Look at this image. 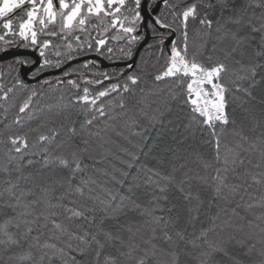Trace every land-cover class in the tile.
<instances>
[{
	"label": "trees",
	"instance_id": "16d2710c",
	"mask_svg": "<svg viewBox=\"0 0 264 264\" xmlns=\"http://www.w3.org/2000/svg\"><path fill=\"white\" fill-rule=\"evenodd\" d=\"M176 2L170 0V3ZM252 11L249 7L248 15ZM255 11L259 13L260 9ZM158 15H161V10ZM218 17L219 12L210 13L213 27L210 31L202 29L199 36L193 31L200 27L198 21L190 23L189 58L196 54L205 64L222 61L228 65L229 73L225 78L229 89L226 94L227 111L230 121L235 123L230 122L226 126L219 122L208 126L198 114V122L192 120V105L182 103L187 99L186 84L174 87V78L159 82L154 80L157 72L166 66V57L160 55L159 48L149 49L148 45L140 51L133 69L125 70L128 73L135 70L141 76L140 82L130 84L129 92H114L102 98L106 114L103 117L96 114L98 118L92 124H85V120L90 119L93 113L86 117L85 106L71 101L72 94L77 91L82 94L85 85L81 79H75L81 84L79 90L66 82L44 83L48 80L30 85L22 81L18 84L13 64L5 66L0 80V97L7 92V98L0 99V224L13 218L8 232L17 243H9L8 236L0 233V241H4L0 243V264H72L73 258L80 264L85 259L91 261L94 252L85 258L60 241L49 239L52 220L61 226L56 235L66 231L82 236L83 232L76 227L77 224H83L89 232L96 231V225L104 216L102 209L107 208L112 213L122 197L127 198L123 200L124 206L105 219L102 225L103 233H110L113 239L108 241L105 235L98 236L105 243L101 262L105 256L111 255L116 258L117 264H134V258L144 255L147 250L148 264H264V183H255L256 179H261L259 173L264 171V55H256L258 51L264 52V48L261 47L259 32L253 34L255 39L249 43L236 45L231 39V32L237 31L238 26L227 24L224 32H217L215 21ZM168 19L171 17L168 16ZM254 23L259 27V22ZM249 31L242 29L239 35H246ZM149 35L151 44L150 30ZM221 35L224 39L217 43V37ZM110 44L108 40L107 46L111 47ZM140 44L133 46V57ZM213 44H217L215 50ZM114 46L116 62L133 59H121L123 53L120 49L127 50L126 41ZM164 50L169 52L170 46L164 47ZM79 66L70 71L76 72ZM121 69L116 68L111 81L102 86L87 85L91 93L94 95L111 83H119L122 88L124 77L119 75ZM237 76L242 79L236 80ZM231 81L241 88L254 84L250 88L252 96L243 91L237 92ZM9 88L11 92H8ZM33 90L37 94L32 97L25 112L20 113V105ZM118 95L124 101V108L119 106ZM109 99L113 101L110 107L107 105ZM17 116L20 117L19 123L15 122ZM30 129L37 131L31 132ZM50 129L57 132L55 138L51 142H40L41 134L52 135ZM214 131L219 134L221 142L220 162L215 160ZM24 133L28 134V147L16 153L7 136ZM241 136L246 139H241ZM69 138L70 142L57 147ZM84 140L88 143H83ZM253 144L256 145L254 149L251 147ZM225 148L233 149L245 163L235 167L234 172L221 173L228 187L216 196L214 188L217 181L212 178L216 175V168L225 167ZM73 152L76 153L75 158ZM10 156L16 159L9 162ZM77 163L80 171L70 181L68 178ZM206 164L210 167L205 168ZM257 164L261 167H255ZM154 172L171 175L175 184L186 177L191 178L185 180V189L193 195L198 194L199 200L185 201L174 183L161 179ZM8 180L15 183L17 196L21 192L26 193L21 197L20 204L15 197L8 196ZM235 185L239 187L233 194L229 189ZM160 187H165L166 191L160 192ZM65 193L70 196L61 200ZM165 196L167 199H163ZM237 203L242 206L237 208ZM57 204L58 208L51 207ZM81 204L87 207H81ZM24 205H28L27 211L31 214L19 217L18 214L26 210ZM244 205L253 207L245 208ZM189 208L193 209L192 212L188 211ZM52 211L60 215L45 221L44 216ZM73 211L80 212V217L72 221L65 219ZM157 217L161 218L160 224L153 223ZM20 220H34L35 223L24 224ZM167 220L176 222L169 223L165 228L163 222ZM45 224L47 226L42 227ZM29 227L32 231L23 236ZM204 229H208L206 238L201 237ZM177 231L184 234L183 241L175 244L165 241V232L175 238ZM41 232L44 235L37 244L32 237ZM85 239L90 240V237ZM205 239L208 243L218 241V250L210 252ZM45 241L56 244L63 251L52 255L51 250L41 247ZM72 244L74 247L82 246L78 239ZM92 247L94 249L95 244ZM130 247L131 257L120 255L121 252L127 254ZM45 252L48 254L44 255ZM208 252L210 255H205Z\"/></svg>",
	"mask_w": 264,
	"mask_h": 264
},
{
	"label": "snow or ice",
	"instance_id": "6c2138e0",
	"mask_svg": "<svg viewBox=\"0 0 264 264\" xmlns=\"http://www.w3.org/2000/svg\"><path fill=\"white\" fill-rule=\"evenodd\" d=\"M163 4V8L161 9V15H157L154 12V6H157V0H58L59 10H57L54 0H0V41H3L4 44L9 46L15 45V38H19L23 43L19 45V47L23 48H34L39 51V56L42 58L40 62V69L37 70V74L40 70L54 66L60 67L62 64L61 60H56L55 63L48 57V50L51 47H55L57 51L55 55L57 57L61 56L62 53L59 51L60 45H53V42L49 39H44L41 41L39 39V33L43 32L47 36H57L60 39H67L69 42L65 45L68 49L67 53H64L67 60L73 59L72 52L77 49L83 50L84 45L87 44L89 49L95 47V51L104 55L105 58L111 59L110 55H106L104 49H107V53L111 54L113 52L112 47L107 46V37L104 36L105 33L109 31V28L116 29L117 35L113 36L114 40H126L127 42V50L125 51L123 48L120 51L123 53L121 59L130 60L133 58V46L145 42L148 39L149 30L152 35L153 43L148 44L149 49L159 48L160 55L166 57V66L162 68V70L158 71L154 76V80L159 82L164 80L165 78H174L176 84L174 87H180L181 85L186 84L185 95L187 99L182 101V103H188L192 105V120L194 122L197 121V115L199 117H203V123L208 124L209 126L214 125L216 122H219L221 125H228L230 122L235 123V121H230L229 114L227 111L228 100H227V92L229 91L225 78L229 73V67L226 63L222 61H217L212 64H205L201 62L196 54H193L191 58H189V27L191 22L198 21L200 27L193 29L196 36L201 35V30H211L214 24L213 19L210 18V13L219 12V17L216 19L215 24L217 25V32H224L225 25L234 24L238 26L237 31L231 32V39L235 41V44L238 46H242L244 44L249 43L251 40L255 39L253 34L259 32L261 33V47L264 48V0H177L176 3H170V0H160ZM249 7L253 9L251 15H248ZM255 9H260L259 13L255 11ZM202 13V14H201ZM225 13H228L225 16ZM147 16V19H146ZM168 16L171 19H168ZM91 17H96L100 20L101 24L105 25L103 29V33L101 36L104 38H96L95 46L91 42L92 37L86 36L84 40H81L79 35L75 33L78 32H88V26L91 25ZM104 17H111V22L108 23L104 20ZM247 17V19H246ZM221 18L223 22L221 23ZM254 21L259 22V27L256 26ZM37 24L40 27H37ZM59 26V33H62V36L58 34L56 30H47L49 25H57ZM96 27L95 25H92ZM145 28L143 33L140 32L141 28ZM242 29L250 30L246 35H239V31ZM164 30V31H161ZM175 34V38L170 39ZM227 33H225L226 35ZM8 37H12V39H8ZM71 39L75 40V45L71 42ZM170 39V51L165 53L164 47L166 41ZM182 39V46H181ZM224 39V35L217 37V43ZM217 44H213V50H215ZM6 51L5 48H0V52ZM233 52L236 51V48L233 47ZM230 55V54H229ZM257 56L264 55V52L258 51L256 53ZM211 58L209 57V60ZM16 64L24 65L35 63V61H29L25 59L18 58L15 61ZM237 64L240 61H236ZM90 64L85 63L83 65L84 69L89 68ZM128 69H133L132 64L127 65ZM253 74L254 70H253ZM72 72H64L65 77L72 76ZM79 75L83 78V84L85 85L82 89V94L77 91L76 94L71 95V101L76 104H83L85 106V116L87 117L89 113H93L90 119L85 120V124H92L94 120L99 117H103L106 114V105L103 102L102 98L111 96L112 93L119 92H129L130 84L136 85L140 82L141 76L133 70L131 73H127L124 69H121L119 75L124 77V83L121 85L119 83H111L107 87H102V90L96 91L93 95L90 91V88L87 85H101L103 80H110L112 77L107 72H98L94 75L97 77L96 79H87L84 77V72H80ZM242 77L237 76L236 80H240ZM16 82L19 84L21 81L19 78L16 79ZM67 83L72 88L79 90L81 88V84L77 82L75 79H67L64 81L61 78L57 79V83ZM236 86V91H243L248 96H252V92L250 88L254 87L253 85H249L248 88H241L239 84H236L235 81H231ZM256 81L255 83H258ZM44 83H49V81H45ZM12 89L9 88L8 92H11ZM37 93L35 90L31 91L27 99L20 105L19 111L20 113L25 112V110L29 107V102L32 97ZM7 92L4 96L0 97V99H6ZM120 99V107L124 108L125 104L122 99L118 95ZM173 99H176V96L173 95ZM99 102V103H98ZM113 101L109 99L107 101L108 107L112 106ZM98 114V116L96 115ZM16 123L20 122V117L17 116ZM65 122H67V117L65 118ZM29 131L35 132L37 129H30ZM52 135H44L41 134L39 136L40 142H51L57 132L55 130H51ZM212 136L215 138V160L216 162L221 161V142L219 139V134L215 131L212 133ZM241 139H246V137L241 136ZM69 141H61L57 147H62ZM7 141L12 145V149L16 153H21L23 149L28 147V134H9L7 136ZM208 141H205L207 143ZM83 143L87 144L88 141L84 140ZM253 149L256 147L255 144L251 146ZM47 152V149H45ZM75 158L76 153H72ZM262 155H264V151H262ZM15 157H9V162H11ZM47 159V157H46ZM65 166H67V162L65 161ZM245 161L242 158H239L238 154L233 151L231 148L224 149L223 155V164L225 167L223 169L216 168V175L212 178L214 181H217V184L214 188V193L216 196H220L223 193V189L227 188L228 185L224 184L225 176L221 173H227L228 171H235V167H239L244 165ZM250 163V161H249ZM210 167V165L206 164L205 168ZM255 167H261L260 164L255 165ZM80 171L79 164L77 163V167L72 170L71 175L69 176V180L71 181ZM149 171H152L149 169ZM154 175L160 176L161 179L168 181L169 183H174V178L171 175L163 176L159 172H154ZM261 179H256V184L264 183V171L259 173ZM241 177H237L240 179ZM19 177L17 178V180ZM191 179L186 177L185 180ZM206 179V178H201ZM185 180H181L178 184L174 183V186L177 190L183 195V199L185 201L191 202L193 200H199V195H193L191 191H186L185 189ZM7 187L6 192L9 197H15L17 204L21 203V197L26 195V193L21 192L19 196L16 195L14 188L16 187L13 181H6ZM239 185H235L229 189L231 193H235L236 188ZM160 192H165V187H160ZM45 195H47V190H44ZM70 196L69 193H65L60 197V199H65ZM115 199V197H113ZM127 199L126 197L121 198V203L116 206V208L112 209V213L118 211L122 208L123 200ZM163 199H167V197H163ZM73 203H77L73 201ZM10 207H15L13 205H9ZM81 207H87L85 204H81ZM242 205L237 203L236 207L239 208ZM53 208H58L59 205H52ZM137 207H139L137 205ZM245 208H252L253 205H244ZM26 209L24 212L18 214L19 217H26L31 213L27 211L28 205H24ZM192 208H189L188 211L192 212ZM104 212V216L101 217L99 223L96 225V231L89 232L84 229L83 224H77L76 227L83 232L82 236H76L70 232H60V235H56V232L60 231V224L56 223L55 220H52L53 229L50 230L52 235L49 239H56L60 241V243L64 244L68 249L73 252L78 253L80 256L87 258L92 252L95 253L93 259L91 261L85 259L83 264H117V260L115 257L108 255L105 256L103 261L101 262L100 256L101 251L105 247V243L102 242L98 236L103 234L107 237L108 241H111L113 237L110 233H103L102 225L105 219L110 218L112 213L109 212L107 208L102 209ZM235 211V210H233ZM60 213L56 211H52L48 216H44V220L48 221L51 217H57ZM81 213L73 211L70 216H66L65 219L72 221L73 219H78ZM195 219V217H192ZM12 219L10 218L8 221H5L3 224H0V233L8 236L9 243H17L15 239H13L12 234L8 232L9 225L12 223ZM176 219H179L177 217ZM89 223H93L92 220L88 221ZM161 218L157 217L153 221L155 224H160ZM175 220H167L164 221V227L166 228L169 223H175ZM20 223L24 224H32L35 221L29 220H20ZM227 223V221L225 222ZM19 227V224L16 225ZM47 225H42V227H46ZM32 231V228H27V231L23 234V236H27L28 233ZM131 231V229H129ZM153 233H155L156 229H152ZM208 229H204L201 232V237H207ZM44 233L41 232L39 235L32 237V240L39 244L41 240V236ZM85 237H90V240H86ZM165 241L171 242L175 244L177 241H183L185 236L182 232L177 231L175 233V238L171 235H168L165 232ZM80 240L82 242L81 245H76L75 247L72 244L73 240ZM205 242L207 240L205 239ZM0 243H4V241H0ZM148 243V241H145ZM218 241L213 243H208V248L211 251L218 250ZM95 244V248L93 249L92 245ZM42 248L51 250L52 255H55L57 251L62 252L63 249H58L57 245L54 243H48L45 241ZM155 247V246H153ZM210 252L205 253V255H210ZM48 253L45 252L44 255ZM132 248H129V252L126 254L121 252V256H129L131 257ZM264 254V253H262ZM152 255L155 256L156 252L153 251ZM148 256L149 253L145 250L144 255L138 256L134 258V264H148ZM11 259V258H10ZM43 259V256H41ZM67 264V262H65ZM72 264H80V262L76 261L75 258L72 260Z\"/></svg>",
	"mask_w": 264,
	"mask_h": 264
},
{
	"label": "flooded vegetation",
	"instance_id": "af4514ba",
	"mask_svg": "<svg viewBox=\"0 0 264 264\" xmlns=\"http://www.w3.org/2000/svg\"><path fill=\"white\" fill-rule=\"evenodd\" d=\"M160 0H157V3ZM54 4L57 8V10H59V5H58V0H54ZM163 4H161V6L159 7V9L156 11V14L158 15L161 8H162ZM156 9V6H154V11ZM104 20H108L110 23L111 22V17H104ZM92 25H95L96 27H93ZM37 27H40L37 24ZM105 25L101 24L100 20L97 19L96 17H91V25L88 26V32L84 33V32H76V35H79L81 37V40L83 41L84 38L86 36H90L94 39H92V43L93 46H95V39L96 38H104L101 36V33H103V29H104ZM47 30H56L58 32V34L60 36H62V33H59V26L57 25H49ZM145 31V28H141L140 32L143 33ZM117 35V31L116 29L113 28H109V31L107 33L104 34V36L107 37V42L108 40L111 42V47L113 48V52L111 54L107 53V49H104V52L106 55H110L112 58L111 59H107L105 58L104 55H100L95 51V47H93L92 49H89L87 47V44L84 45L83 50L77 49L76 51H73L71 54L73 56V59L71 60H67L65 55H63L64 53L68 52V49L65 47V45L69 42V40L67 39H60L57 36H47L45 35L43 32L39 33V39L41 41H43L44 39H49L53 42V45H60L59 51L62 53L61 56L57 57L55 55V52L57 51V49L55 47H51L48 50V57L49 59H51L53 61V63H55L56 60H61L62 64L60 67H54V66H50V67H46L42 70L39 71V73L37 74V70L40 69V62H41V57L39 56V51L37 49L34 48H23V47H19L20 44H22L23 42L17 37L15 38V45L16 46H9L4 44L3 41H0V48H5L6 51H2L0 52V58L5 56L6 54H12V53H23L24 55L18 56V57H13L10 58L8 60L5 61H0V80L2 79V74H3V70L5 68V66H7V64H13V66L15 67V73L18 76L19 80L22 81L23 83L26 84H35V83H31L32 81L37 80L38 78L42 77L40 80H38L36 83L41 82L43 80H48L49 82H57L58 78L63 79L64 81H66L67 79H81V81L83 82V78L79 75L80 72H84V77H86L87 79L91 80V79H96L97 77L94 75L95 73L98 72H107L110 76H113L115 73V69L116 68H123L124 70L128 69L127 67H116L117 65H121V64H126L129 61H125V62H116L115 59V44L116 43H120V42H125L126 40H114L112 39L113 36ZM149 34H148V38H149ZM8 39H12V37H8ZM71 42L75 45V40L71 39ZM142 43V42H141ZM149 44V39H148V43ZM147 45L145 47H147ZM110 47V46H109ZM25 59V60H29V61H35V63H31V64H24V65H20V64H16L15 61L18 59ZM38 59V64L36 67H34V65L36 64V61ZM87 59V60H84ZM80 60H84L81 61L75 65H72L71 67L65 68L67 65L74 63V62H78ZM85 63H89L90 66L87 69L83 68V65ZM80 65V66H79ZM75 66H79L76 70V72H72L73 75L69 76V77H65L64 76V72L68 71L71 72L70 69L75 67ZM23 69V72L25 74V78L22 76V72L21 70ZM56 75H49V74H54L57 73ZM100 79L103 81L102 84H105L110 80H103L102 77H100Z\"/></svg>",
	"mask_w": 264,
	"mask_h": 264
},
{
	"label": "water",
	"instance_id": "95a60500",
	"mask_svg": "<svg viewBox=\"0 0 264 264\" xmlns=\"http://www.w3.org/2000/svg\"><path fill=\"white\" fill-rule=\"evenodd\" d=\"M161 4H162V3H161L160 1L157 3L156 9H155V11H154L155 13H156V11L159 9V7L161 6ZM146 19H147V16H146ZM173 38H174V35H173V37H171L170 39H173ZM148 39H149V38H148ZM148 39H147V41L142 42V43L138 46V48H137V50H136V52H135V55H134L133 59H132L130 62H128V63H126V64L117 65L116 67H127L128 64H132V65H134V63L136 62V59H137V57H138L140 51H141V50L147 45V43H148ZM170 39H169V41H166L165 48H168V47L170 46ZM21 55H24V54H23V53H12V54H6L5 56H3V57L0 58V61H5V60H8V59H10V58L18 57V56H21ZM84 60H87V59H84ZM84 60H80V61H78V62L71 63V64L67 65L65 68L71 67L72 65H75V64H77V63H79V62H81V61H84ZM37 64H38V59H37V61H36V64L34 65V67H36ZM21 72H22V76L25 78V74H24V72H23V69L21 70ZM126 72L128 73V70H127ZM58 73H59V72L54 73V74H49V75H56V74H58ZM42 77H44V76H42ZM42 77L38 78V79L35 80V81H32L31 83H36V82H37L38 80H40ZM112 82H113V81H112Z\"/></svg>",
	"mask_w": 264,
	"mask_h": 264
},
{
	"label": "built area",
	"instance_id": "2783aa9c",
	"mask_svg": "<svg viewBox=\"0 0 264 264\" xmlns=\"http://www.w3.org/2000/svg\"><path fill=\"white\" fill-rule=\"evenodd\" d=\"M186 98H187V96H186ZM208 125V124H207ZM209 126V125H208Z\"/></svg>",
	"mask_w": 264,
	"mask_h": 264
}]
</instances>
